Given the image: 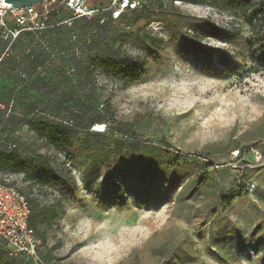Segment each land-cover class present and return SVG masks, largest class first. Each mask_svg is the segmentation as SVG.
<instances>
[{
  "label": "rangeland",
  "instance_id": "rangeland-1",
  "mask_svg": "<svg viewBox=\"0 0 264 264\" xmlns=\"http://www.w3.org/2000/svg\"><path fill=\"white\" fill-rule=\"evenodd\" d=\"M141 5L89 39L61 7L43 43L19 34L0 62V180L38 213L45 264H264V0ZM76 97L104 132L75 129ZM39 156L63 180L37 181ZM0 246V264H30Z\"/></svg>",
  "mask_w": 264,
  "mask_h": 264
},
{
  "label": "built area",
  "instance_id": "built-area-1",
  "mask_svg": "<svg viewBox=\"0 0 264 264\" xmlns=\"http://www.w3.org/2000/svg\"><path fill=\"white\" fill-rule=\"evenodd\" d=\"M141 6V0H109L107 5L97 6L90 5L87 0H47L26 7H13L10 2L0 0V37L4 39L0 62L3 56L10 53L22 31L33 33L35 41L43 43V32L52 26L48 21L49 14L58 11L59 7L70 13L67 19L59 21L61 23L71 25L73 20L83 19L103 25ZM0 108L6 109L2 103ZM97 126L93 129H105V125ZM30 212L25 194L0 180V241L8 244L10 255L34 264H45L39 254L40 240L28 224Z\"/></svg>",
  "mask_w": 264,
  "mask_h": 264
},
{
  "label": "trees",
  "instance_id": "trees-1",
  "mask_svg": "<svg viewBox=\"0 0 264 264\" xmlns=\"http://www.w3.org/2000/svg\"><path fill=\"white\" fill-rule=\"evenodd\" d=\"M61 8L66 13H68V15L70 16V13L68 12V10H66L63 7H61ZM129 11H134V10H129ZM54 12L55 11L51 12L49 14V16L51 14H54ZM56 12H58V11H56ZM124 14L121 16V18L124 16ZM121 18H119V19H121ZM48 21L52 24V26L47 28L43 32V34H42L43 41H44V33L46 31L50 30V28H52L53 26H55L57 24V23L55 24L54 22H51L49 20V17H48ZM75 21L76 22L79 21V22H81L84 25L93 27L91 32L89 34L85 35L86 37L87 36L90 37V34L92 35V33L101 32L102 28L105 25H107L109 22H113L115 20L111 19V20L107 21L103 25H99L95 21H86V20H83V19L73 20L72 24ZM72 24H71V26H72ZM72 28H73L72 32L78 30L77 27L72 26ZM28 33H31V32H28ZM261 37H262L261 39H262V43L263 44L261 46L260 60H261V62L264 63V27L262 28ZM104 56L105 57L101 61V64L105 68H118V67H120L119 65L122 64V62L124 61V60H122L123 54H122V51L120 50V48L110 47V48H108L106 50V52L104 53ZM129 59H131V57H129ZM34 61L35 62H33V64H31L30 66H39V65L42 66L44 64V62H45V59L42 58V59L34 60ZM18 66H19V63H18ZM131 66H132L131 69L126 68L127 72H131V73L135 74L138 71L142 70L145 65H144V62H135L132 59L131 60ZM71 103L77 109V114L75 115V125H74L75 129H83L85 131V134H88V135L89 134L98 135V134H100V132L102 133V132L105 131L106 128L103 129V130H97V129H93L92 131L90 130L91 124L92 123L99 124L97 121H99L101 119V116H100L99 113H97V112H92L91 113V111H92V109H91L92 103H90L89 101H87V100H85L84 98H81V97H76L75 99H73L71 101ZM34 110H36V108H34L32 110V112ZM57 126L55 127V129H59L60 127L63 126V124L59 123ZM153 149H155V148L153 147ZM167 156L168 155H165V157H167ZM16 162H18V155H17L16 149H12L11 151H9L8 154H6L5 163L10 165V164H13V163H16ZM28 163L31 165V170H32V173H33L34 177L36 178L37 181H39L42 184H50V183H53V182H59V181L63 180L62 175L59 172H57L53 166H51L49 164V161L46 158H42V157L39 156V157H37L36 160H34V159L29 160ZM145 167L147 169L148 168L150 169L152 167V162L148 161V163L146 164ZM37 217H38V213L30 212V215H29V218H28V224H29V226L31 228H33L35 234H36V227H37V225H36ZM6 245H7V248L9 249L8 244H6ZM2 249H3V246H0V252H1ZM19 258H21V257H19ZM21 259L24 260L23 258H21ZM42 260H43V258H42ZM24 261H27V260H24ZM27 262H29L30 264H34L32 261H29V260Z\"/></svg>",
  "mask_w": 264,
  "mask_h": 264
},
{
  "label": "water",
  "instance_id": "water-1",
  "mask_svg": "<svg viewBox=\"0 0 264 264\" xmlns=\"http://www.w3.org/2000/svg\"><path fill=\"white\" fill-rule=\"evenodd\" d=\"M10 2L13 7H26L29 5L39 4L47 0H4Z\"/></svg>",
  "mask_w": 264,
  "mask_h": 264
}]
</instances>
